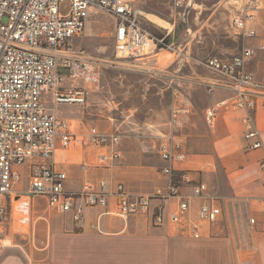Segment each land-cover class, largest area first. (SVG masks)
<instances>
[{"label": "crops", "instance_id": "crops-1", "mask_svg": "<svg viewBox=\"0 0 264 264\" xmlns=\"http://www.w3.org/2000/svg\"><path fill=\"white\" fill-rule=\"evenodd\" d=\"M153 1L132 0V5L143 13L141 22L143 19L148 25L163 29L164 34L169 35V42L176 35L180 53L158 51L140 58L144 70L137 72L143 75L142 85L134 84V91L126 98L127 103L130 97L139 101L126 105L124 120L112 107L93 104L94 91L98 87L87 82L80 81L74 86L68 80L61 89L62 92L74 87L85 89L84 102H56L53 94L47 96L48 107H53L61 120L68 121L77 136L87 138L92 128L121 135V143L114 147L62 148L58 145L54 163L57 170L68 175L66 191L81 192L87 186L98 187L103 181L111 191L121 184L133 193L151 194L168 184L169 177L163 173L166 161L160 148L172 140L170 147L184 156V160L174 164L176 170L189 172L192 176L200 171L201 181L207 183L206 179L214 180L221 169L223 182L217 191L235 201L254 203L264 215V179L260 169L264 148L247 149L243 121L246 111L233 107L235 92L223 84L218 75L200 64L209 57L233 58L250 48L253 57L246 65L247 71L256 78L264 76V0H178L181 1L179 7L175 6V0L155 1L157 5ZM244 8L256 14V20L246 26L247 31L256 32L254 37H248L234 27V19ZM150 17L159 18L164 25ZM162 65L165 67L161 68ZM116 103L122 102L117 100ZM106 108L107 112L103 110ZM213 109L218 111L210 123L207 113ZM174 110L179 112L183 122L180 128L171 124L170 113ZM255 117L264 140L261 103ZM114 152L121 154L119 160H109L104 165L99 162L102 155L111 156ZM14 170L19 173V180L2 203L10 208V199L14 210L12 200L18 204L24 201V206L18 210L29 216L30 228L22 237L26 240L23 244L14 234L2 241L9 244H2L0 264H48L46 251L51 235L79 237L96 233L120 236L140 222L137 215L125 217L119 214L116 196L109 198L106 207H86L81 224L75 223L71 214L54 216L47 199L28 194L32 162L14 165ZM183 191L191 194L189 186H184ZM169 205L173 208L176 201L171 200ZM199 207V200L191 203L190 215L178 229L179 235H185L183 230L197 217ZM144 222L151 221L144 219Z\"/></svg>", "mask_w": 264, "mask_h": 264}, {"label": "built area", "instance_id": "built-area-1", "mask_svg": "<svg viewBox=\"0 0 264 264\" xmlns=\"http://www.w3.org/2000/svg\"><path fill=\"white\" fill-rule=\"evenodd\" d=\"M66 1L0 0V223L9 216V208L2 200L13 192L19 180L14 165L32 162L28 194L47 199L52 211L71 214L75 223H83L86 207H106L109 198L116 196L121 216H145L156 227L166 223L180 227L190 215L191 201L199 199L202 203L197 221L191 220L187 230H183L189 237L199 239L204 223L217 224L223 209L215 204L219 197L211 194L205 182L194 183L189 172L174 168L184 156L173 151L172 141L160 148L166 161L163 173L169 177V183L151 194L133 193L121 184L111 191L103 181L98 187L87 186L81 192L66 191L68 175L57 170L54 163L58 145L62 148L114 147L121 143L120 134H108L96 128L90 130L87 138H81L72 131L68 121L61 120L55 109L48 107L47 96L50 94L56 102L85 101V89L74 87L62 92L68 80L73 84L77 81L100 82V72L87 59L74 56L70 41L85 32L94 11L100 10L116 20V47L129 59L174 50L167 35L157 36L142 26L143 13L134 8L132 0H70L69 10L64 14L61 6ZM180 5L181 1L177 0L176 6ZM255 20V14L246 10L237 16L234 27L242 34L254 37L256 32L247 31L246 26ZM252 57L253 50L245 48L233 58L209 57L200 62L235 92L233 107L246 111L243 121L249 151L264 148L255 117L260 103L264 108V76L256 78L247 71L246 65ZM217 111H208L210 123ZM171 124L181 126L178 111L172 112ZM120 158L121 154L114 152L111 156L102 155L99 162L104 165ZM260 169L264 178V158ZM183 185L192 187L193 198L184 199L181 195ZM171 200H178L173 210L169 205Z\"/></svg>", "mask_w": 264, "mask_h": 264}, {"label": "rangeland", "instance_id": "rangeland-1", "mask_svg": "<svg viewBox=\"0 0 264 264\" xmlns=\"http://www.w3.org/2000/svg\"><path fill=\"white\" fill-rule=\"evenodd\" d=\"M155 1L161 3L163 0ZM69 6L70 0L62 4L61 10L64 14L68 12ZM246 10L248 11L247 8H244L242 12ZM248 12L253 13L251 10ZM115 21L105 12L94 11L85 32L80 37L71 40L70 46L75 57L87 59L100 72V82L93 84L98 87V90L94 91L93 104L102 103L108 108L112 107L113 110L118 111V117L124 120L126 105L139 101L137 98L130 97L127 103L126 98L129 93L134 91V84L142 85L143 75L137 71L144 69L140 59H129L124 52H118L115 43ZM145 22L142 19L141 24L145 29L157 36H165L163 29L160 30V28ZM175 34L177 33L175 32ZM167 36L169 37V35ZM176 40L178 39L175 35V39L170 42L173 43L174 50L168 52L177 55L180 53V48ZM164 67L165 65L161 66V68ZM79 83L77 81L74 84L79 85ZM117 100L122 103L117 104ZM108 108L103 110L107 112ZM104 111L103 113L107 115ZM170 114L172 118V113ZM182 125L181 120L180 127ZM195 174L197 177L191 175L194 183L202 182V173L199 171ZM216 176L217 178L215 177L214 180L208 181L206 179V181L212 187L211 194L219 197L215 204H219L223 208V215L219 217V221L215 225L210 226L204 223L202 238L189 237L187 232L185 235H179L178 229L181 227L169 224L156 227L149 218L136 216L140 222L135 223L133 230L120 236H101V234L96 233L79 237H75L74 234H67L68 236L66 234L51 235L48 238L50 246L46 251L48 254L46 263L262 264L264 262V215L259 213L254 203L247 200L235 201L232 200V197L229 198L222 194L220 190L217 191V187H220L223 182L221 169L218 170ZM184 186L190 187L191 194L183 191ZM181 195L184 196V199L193 198L192 187L190 185L181 186ZM199 201L201 205L202 201ZM12 202L14 210H12L9 199L8 219L0 223V241L3 245L9 244L8 241H2L12 234L18 236L17 240L20 243H25L26 240L22 237L28 234L30 228L28 225L29 216L18 210V203L13 200ZM177 205L178 200L173 208L170 206V209L173 210ZM52 214L56 216L57 213L53 212ZM144 219L149 220L150 223H145ZM192 221H197V217L193 218Z\"/></svg>", "mask_w": 264, "mask_h": 264}, {"label": "bare ground", "instance_id": "bare-ground-1", "mask_svg": "<svg viewBox=\"0 0 264 264\" xmlns=\"http://www.w3.org/2000/svg\"><path fill=\"white\" fill-rule=\"evenodd\" d=\"M150 18H152L153 20H155L157 23H159L160 25H164L161 21H160V19L159 18H157V17H150ZM26 203V202H25ZM20 205H19V207L18 208H20L21 206H24V201H22V202H20L19 203ZM26 208V207H25ZM24 212H25V210H23Z\"/></svg>", "mask_w": 264, "mask_h": 264}]
</instances>
